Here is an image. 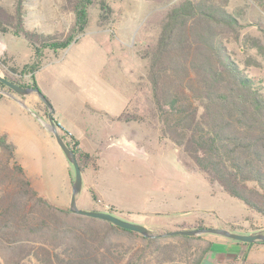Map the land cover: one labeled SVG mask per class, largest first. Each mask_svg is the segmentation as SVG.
<instances>
[{
    "label": "trees",
    "instance_id": "16d2710c",
    "mask_svg": "<svg viewBox=\"0 0 264 264\" xmlns=\"http://www.w3.org/2000/svg\"><path fill=\"white\" fill-rule=\"evenodd\" d=\"M112 1L65 0L74 20L53 33L25 27V0H16L14 11L0 4V33L24 37L41 60L45 50L67 48L86 30L92 8H99L100 24L106 22ZM159 23L156 40L140 55L149 59L148 80L164 132L225 192L264 216V78L245 73L227 50L225 38L237 36L239 19L213 0H177L161 11ZM39 64L31 65L32 72ZM6 78L39 88L35 76L32 85ZM61 135L83 171L93 155L67 132ZM213 247L201 235L146 237L51 203L16 160L8 134H0V256L6 263L24 264L33 256L41 264H202Z\"/></svg>",
    "mask_w": 264,
    "mask_h": 264
},
{
    "label": "rangeland",
    "instance_id": "374dc122",
    "mask_svg": "<svg viewBox=\"0 0 264 264\" xmlns=\"http://www.w3.org/2000/svg\"><path fill=\"white\" fill-rule=\"evenodd\" d=\"M175 1L115 0L111 2V16L103 24H100L99 8H92L86 30L67 48L45 50L41 60L34 57V50L24 37L0 33V74L26 85H32L35 76L39 89L54 110H58L56 120L67 112L83 126L87 123L93 131L96 119L91 117L89 107L110 112V130L105 115L100 114V132L106 133V137L110 132V140L105 138L100 145L107 148L110 144V153L105 150L101 157L90 153L94 158L88 165L92 175H97L89 196L96 199L99 210L146 225L156 233L183 225L214 226L219 221L220 227L227 225L226 228L242 232L251 225L253 230L264 232V226H255L264 222V216L225 192L164 132L148 80L149 59L140 55V49L156 40L160 13ZM213 1L237 17L241 24L236 37L229 34L225 38L228 52L245 73L264 78V0ZM15 2L0 0L10 11H14ZM64 2L25 0V27L47 33L67 30L75 15L64 8ZM38 61L40 67L32 72L31 65ZM0 90L10 92L48 119L49 109L38 93L20 95L8 85H0ZM0 93L4 95L0 98V131L18 132L21 127L18 114L23 107L10 95ZM82 109L86 110L82 112ZM34 123L39 129L36 136L49 135L45 127ZM59 130L61 134L67 132L68 139L73 136L80 149L74 135L62 126ZM72 173L74 180L75 169ZM82 195H87L86 189ZM201 236L202 241L228 239L214 233ZM259 242L261 250L255 244L249 254L243 251L238 257L217 264L264 263V242ZM219 249L215 245L202 264L213 262ZM0 264L8 263L0 256ZM24 264L41 263L29 256ZM149 264L189 263L184 259Z\"/></svg>",
    "mask_w": 264,
    "mask_h": 264
},
{
    "label": "crops",
    "instance_id": "0c3cea01",
    "mask_svg": "<svg viewBox=\"0 0 264 264\" xmlns=\"http://www.w3.org/2000/svg\"><path fill=\"white\" fill-rule=\"evenodd\" d=\"M89 108L90 109L87 110L89 111L91 117L96 119V126H92L93 131H91V128L87 127V123L83 126L82 122L78 121V118H75V116L72 117V115L67 112L62 113V118L57 120L64 129L69 131L78 139L81 150L101 157L105 150L110 153V144L107 148L101 147L100 145V142L103 144V139L106 138L107 140H110V132L108 137H106V133L100 132V114L103 113V115H105V120L108 121L109 126H107V128L110 130V112L96 107ZM83 110L86 109H82L81 111L83 112ZM57 111L58 110L55 109L54 117ZM18 116L21 121V127L18 132L12 133L10 130H1L0 134L7 133L10 141L15 144L16 160L24 167L27 175L31 179L33 187L39 192V194L57 206L69 208L74 182L70 161L67 159L64 152L47 129L46 130L49 132V135H44V133H41L42 137L35 135L39 129L34 122H37V124L41 127L43 126L29 111L23 107V110L19 112ZM87 117L88 116L85 114L86 119ZM128 140L134 144L138 143L133 139ZM100 160L101 158H99V161ZM92 171L91 165L82 171L83 184L81 191L77 195V204L80 208L99 210L96 208V199H92L89 196L91 189L94 190V180L97 176L92 175ZM84 189H86L87 195L81 196ZM221 223L222 222L219 221L212 227H218L219 225H222ZM260 225L264 226V222L259 225L255 224V226ZM222 227L228 226L224 225ZM248 228L249 230H242V233H251L256 231L253 230L251 225H249ZM229 239L230 238L226 240L219 239L214 242V246H220V253L218 254V257L213 260V262H209V264H217L219 261L225 262V260L238 257L243 251H245V253L248 252L249 254V252L255 248V244H258L256 248L261 250L260 244L262 243L259 241L246 244Z\"/></svg>",
    "mask_w": 264,
    "mask_h": 264
},
{
    "label": "water",
    "instance_id": "95a60500",
    "mask_svg": "<svg viewBox=\"0 0 264 264\" xmlns=\"http://www.w3.org/2000/svg\"><path fill=\"white\" fill-rule=\"evenodd\" d=\"M0 81L4 82L6 85H8L11 89H13L15 92H17L20 95H27L32 92L38 93V95L41 97V99L44 101V103L47 105L49 112H48V119L41 116L39 113H37L34 109H32L30 106H28L26 103L21 101L20 99L16 98L13 94L6 90H0V92H3L7 95H10L15 100H17L27 111H29L39 122L40 124L45 127L49 132H51L56 139V142L64 152L67 159L70 161V163L74 166L75 169V179L73 182V191L71 195L70 200V206L69 209L76 214L94 217L102 220L109 221L119 227L129 229L132 231H136L141 233L142 235L146 237H163V236H169V235H191V236H197L204 233H214L219 234L234 240L248 242V243H254L256 241H263L264 242V232L262 231H254L251 233H242L238 231H233L226 227H212V226H205V227H194V228H179L172 231H166L162 233H156L152 231L148 226L143 224H138L135 222L127 221L125 219H122L110 212L107 211H100V210H89L80 208L77 204V195L82 189L83 184V175H82V169L79 164L78 158L76 156V153L66 144L65 140L63 139L59 127L56 124V119L54 117L55 110L49 101V99L46 97V95L38 88V87H23L7 78L2 76L0 74Z\"/></svg>",
    "mask_w": 264,
    "mask_h": 264
}]
</instances>
